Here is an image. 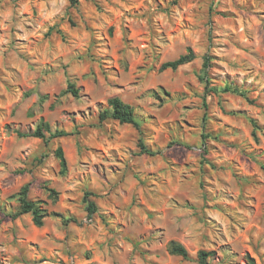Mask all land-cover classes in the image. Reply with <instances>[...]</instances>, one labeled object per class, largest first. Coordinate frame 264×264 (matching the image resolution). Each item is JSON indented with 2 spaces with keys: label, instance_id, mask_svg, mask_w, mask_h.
I'll list each match as a JSON object with an SVG mask.
<instances>
[{
  "label": "rangeland",
  "instance_id": "1",
  "mask_svg": "<svg viewBox=\"0 0 264 264\" xmlns=\"http://www.w3.org/2000/svg\"><path fill=\"white\" fill-rule=\"evenodd\" d=\"M115 95L141 135L99 122ZM24 184L41 226L10 214ZM251 260L264 264V0H0V264Z\"/></svg>",
  "mask_w": 264,
  "mask_h": 264
},
{
  "label": "trees",
  "instance_id": "2",
  "mask_svg": "<svg viewBox=\"0 0 264 264\" xmlns=\"http://www.w3.org/2000/svg\"><path fill=\"white\" fill-rule=\"evenodd\" d=\"M71 2H75V0H70ZM194 58V54L192 50L189 48L186 53L180 54L177 58L169 61H165L161 64L160 69H166L170 68L172 70H175L179 66L186 64L190 62ZM207 65V61L204 62L203 66L204 68ZM206 87L208 84V80L205 79ZM226 90H229L228 87H226ZM107 106L101 110L98 114V120L99 122H103L107 119L117 120L119 123H128L134 126V128L137 130L138 134L141 135V125L140 121L137 119L133 107L124 102L119 96H111L106 101ZM254 131L253 135L255 136V128H257L256 123H253ZM44 130H49V126L47 123H42L41 125H38L34 131H32L29 135H32L37 138L44 139ZM67 134H70L63 130H55L50 134V137H57V136H65ZM140 148H142L143 152L145 151L143 147V143L139 142ZM54 155L58 159L59 166L61 167L62 171H65L67 168V162L66 158L63 152V149L60 146H57L54 150ZM28 190H29V184H24L21 186L19 191L17 192V210L13 213H10L12 216H18L20 214L29 213L32 218V222L36 226H41L43 224V218L47 215V211L44 207L41 205V201L39 200H31L28 197ZM51 192H54L53 189H49ZM86 209L90 213H94L96 208L95 204L92 201H89L86 199ZM168 250L175 255H179L183 258H188L189 254L186 248L176 241H170L168 245ZM212 254V251H199L198 252V260L201 263L205 262V259ZM250 264L252 263V260L250 261Z\"/></svg>",
  "mask_w": 264,
  "mask_h": 264
}]
</instances>
